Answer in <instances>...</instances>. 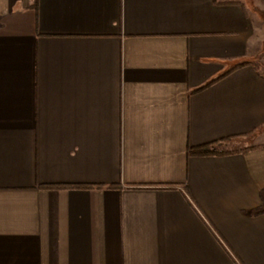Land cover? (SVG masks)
I'll list each match as a JSON object with an SVG mask.
<instances>
[{
	"label": "crops",
	"instance_id": "0c3cea01",
	"mask_svg": "<svg viewBox=\"0 0 264 264\" xmlns=\"http://www.w3.org/2000/svg\"><path fill=\"white\" fill-rule=\"evenodd\" d=\"M217 1L0 0V264H264V0Z\"/></svg>",
	"mask_w": 264,
	"mask_h": 264
},
{
	"label": "trees",
	"instance_id": "16d2710c",
	"mask_svg": "<svg viewBox=\"0 0 264 264\" xmlns=\"http://www.w3.org/2000/svg\"><path fill=\"white\" fill-rule=\"evenodd\" d=\"M217 4H225L224 2H219L216 0ZM228 3H233V2H228ZM259 58V56H258ZM256 58V59H258ZM257 65L258 61L256 60L255 62ZM251 65L249 62H243L238 64L237 66L233 67L232 69L226 70L222 74L218 75L217 77L209 80L207 83H205L203 86L195 89L192 91V93H196L199 91H202L215 83L219 82L220 80L224 79L227 77L229 74L234 72L235 70ZM260 128H256L252 132H249L247 134L243 135H237V136H231L228 138H224L221 140H218L216 142L200 145V146H194V147H188L187 148V155L188 156H194V157H211V156H216V157H222V156H227V155H233L237 153H245L250 150H253L256 148V146H249L246 148H232L228 149L226 148L229 143H233L234 141L242 140L244 138H250L255 135L259 131ZM43 188L45 189H94V188H100L102 185H93V184H45L42 185ZM264 213V210H257L255 214H261Z\"/></svg>",
	"mask_w": 264,
	"mask_h": 264
},
{
	"label": "rangeland",
	"instance_id": "374dc122",
	"mask_svg": "<svg viewBox=\"0 0 264 264\" xmlns=\"http://www.w3.org/2000/svg\"><path fill=\"white\" fill-rule=\"evenodd\" d=\"M258 64L264 69V50L261 53V55L259 56V58H258ZM257 142H259V140L257 138H252L249 141H240L239 144L238 143L234 144V148L242 147V146H245V145H248V144L257 143Z\"/></svg>",
	"mask_w": 264,
	"mask_h": 264
}]
</instances>
